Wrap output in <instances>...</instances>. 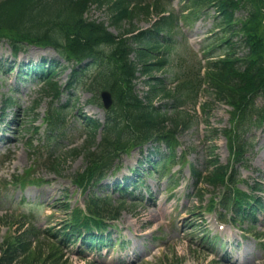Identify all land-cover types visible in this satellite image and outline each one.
Segmentation results:
<instances>
[{
  "label": "trees",
  "instance_id": "16d2710c",
  "mask_svg": "<svg viewBox=\"0 0 264 264\" xmlns=\"http://www.w3.org/2000/svg\"><path fill=\"white\" fill-rule=\"evenodd\" d=\"M170 4L168 0H3L0 1V41L8 40L15 54L32 44L52 46L69 64L80 65L90 59L89 65L97 68L91 82L83 81L87 90L95 94L90 102L100 104L99 91L103 89L114 93L115 105L107 113L105 124L90 117L83 124L87 139L74 151L76 156H84L87 166L76 175L78 186L84 190L90 185L97 186L120 155L136 147L143 148L146 143L164 142L173 153L179 133L199 124L196 107L203 92H209L210 96L200 104L204 117L210 115L218 102L232 109L230 127L213 128L208 137L213 139L223 134L231 156L222 164L215 152L216 146H210L205 161L207 173L193 167L197 201L205 202V189L201 186L208 185L223 190L210 200L209 209L219 205L238 217L249 211L256 212L262 206L260 197L253 191L261 192L262 184L255 182V186H249L250 193L243 191L238 187L240 177L236 165L248 166L247 154L255 145L246 137L248 130L264 124V0H185L184 9L189 11L185 15L187 23L192 24L214 8L217 27L222 28L224 35L208 40L218 43L204 48L209 57L204 65L200 61L196 68L180 64L169 84L167 78L158 74L173 67L170 57L177 53L178 43L172 37L178 27V17L168 10ZM94 5L106 9L111 24L117 28L125 23L130 27L117 36L104 23L89 20L86 14ZM243 9L247 15L236 23L235 14ZM166 12L170 15H163ZM153 14L159 19L152 29L133 34L138 30L134 21L141 17L148 20ZM235 36H241L247 44L249 53L244 57L237 56ZM34 69L40 72L44 89L60 98L62 87L55 81L56 71ZM79 71L84 72L82 67L74 69L72 77L77 84L83 80ZM138 74L147 77L148 91L143 98L136 91ZM260 97L263 103L259 106ZM63 124V111L52 107L48 125L54 132ZM100 130L102 139L95 147ZM47 163L52 170L58 165L52 157ZM94 195L87 203L88 215L76 209L66 228L47 231L59 238L58 245L45 241L47 233L33 225L21 233L7 235L0 245V264H67L62 243H75L77 238H82L85 244L98 241L96 230H104L106 221L117 219L126 207L113 203L110 196ZM30 219L24 215L19 221L24 224ZM102 240L108 241L105 237Z\"/></svg>",
  "mask_w": 264,
  "mask_h": 264
},
{
  "label": "rangeland",
  "instance_id": "374dc122",
  "mask_svg": "<svg viewBox=\"0 0 264 264\" xmlns=\"http://www.w3.org/2000/svg\"><path fill=\"white\" fill-rule=\"evenodd\" d=\"M181 6V0H174L172 8L180 11ZM88 13L90 20L107 24L116 35L129 26L125 23L121 29H117L110 24L109 14L104 8L94 6ZM244 15L243 11L237 14L238 17ZM151 19H156V16L153 15ZM135 23L141 29L152 26L145 17ZM213 28L212 16L202 17L192 27L179 23L180 33L176 37L180 43L179 50L186 60L193 61L194 53L203 58V40ZM245 51L243 47L238 48L241 56ZM42 59L62 62L58 81L62 86L67 85L73 74L72 67H68L65 60H60L53 49L29 46L27 51L15 59L8 42L0 43V188L5 190L0 192V197L7 198L3 202L0 199V217L6 214L11 217L16 209L29 211L37 203L39 206L35 209L39 216L38 225L43 228H61L67 218L63 203L67 201L71 208H75L83 205L87 197L73 184L75 174L86 167L83 158L76 157L72 152V149L80 148L84 143L82 121L85 116H89L104 123L106 115L104 108L88 102L93 94L85 90L83 85H78L71 92L69 101L64 91L60 102L56 104L68 105L64 126L59 135L49 140L45 115L53 103L52 99L37 81L31 77L24 79L18 73L22 63H38ZM181 61L182 58L176 59L172 63L173 67L162 73V76L171 80ZM140 79L136 89L143 97L146 91L145 79ZM258 103H263L261 98ZM34 107L37 109L34 110ZM212 110L209 121L211 128L229 126L230 109L226 104L216 103ZM208 130L206 124L201 122L181 133L178 155L187 152L186 164L182 166L184 159L174 162L167 179L159 177V172L147 174L149 176H144L146 187H138L135 196H126L128 208L114 224L110 234L114 246H107L108 249L103 252L89 251L82 255L78 249L70 246V250H64L70 264H129L132 261V264H264V241L256 237L264 235V208L257 214L254 223L246 221L240 225L230 220L222 221L216 213L204 214L197 208L199 204L194 197L190 166L193 164L203 168L209 151L210 141L205 137L210 134ZM247 136L255 143V149L248 153L251 166L246 168L239 165L242 180L240 187L245 190L248 189L247 183H252L253 179L264 181V125L262 128H252ZM212 142L218 146L216 153L226 163L229 157L226 140L219 136ZM50 152L54 157H59L60 165L56 172L41 158ZM159 157L158 153L155 159ZM119 160L117 167L120 173L117 177L120 179L134 175L141 161H144V170L151 168L145 159H141V150L138 148L130 154H123ZM30 168L36 178L42 181V186H29L25 189L7 186L12 175L22 174ZM111 175L109 178L115 174ZM112 188L110 186L106 191L112 192ZM113 195V199L121 200L119 194L113 192ZM8 229L6 224L1 225L0 243ZM14 229L15 225L12 231ZM138 231L142 233V239L136 238Z\"/></svg>",
  "mask_w": 264,
  "mask_h": 264
},
{
  "label": "water",
  "instance_id": "95a60500",
  "mask_svg": "<svg viewBox=\"0 0 264 264\" xmlns=\"http://www.w3.org/2000/svg\"><path fill=\"white\" fill-rule=\"evenodd\" d=\"M102 97H103V101L105 103V107L107 109H109L110 106L113 104L112 103L113 100H112V94H111V92L104 91L103 94H102Z\"/></svg>",
  "mask_w": 264,
  "mask_h": 264
},
{
  "label": "bare ground",
  "instance_id": "6f19581e",
  "mask_svg": "<svg viewBox=\"0 0 264 264\" xmlns=\"http://www.w3.org/2000/svg\"><path fill=\"white\" fill-rule=\"evenodd\" d=\"M152 218H154V215L152 216ZM142 236V233L141 232H137L136 233V238H139V239H142L140 238ZM255 259V257L252 258V260ZM134 261L130 262L129 264H132ZM253 262H255V260H253ZM235 264H240L239 262H236ZM241 264H245V262L241 263Z\"/></svg>",
  "mask_w": 264,
  "mask_h": 264
}]
</instances>
